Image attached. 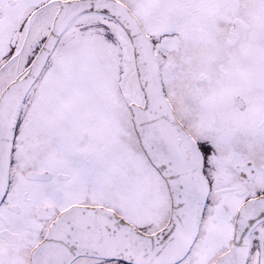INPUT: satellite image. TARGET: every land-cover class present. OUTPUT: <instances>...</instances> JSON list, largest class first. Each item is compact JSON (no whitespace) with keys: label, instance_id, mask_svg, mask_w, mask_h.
I'll return each instance as SVG.
<instances>
[{"label":"snow or ice","instance_id":"obj_1","mask_svg":"<svg viewBox=\"0 0 264 264\" xmlns=\"http://www.w3.org/2000/svg\"><path fill=\"white\" fill-rule=\"evenodd\" d=\"M0 264H264V0H0Z\"/></svg>","mask_w":264,"mask_h":264}]
</instances>
